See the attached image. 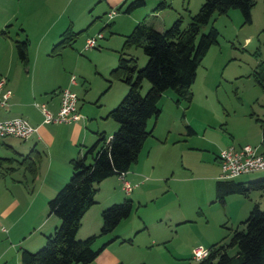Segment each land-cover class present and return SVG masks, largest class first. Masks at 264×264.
I'll list each match as a JSON object with an SVG mask.
<instances>
[{"label":"rangeland","instance_id":"obj_1","mask_svg":"<svg viewBox=\"0 0 264 264\" xmlns=\"http://www.w3.org/2000/svg\"><path fill=\"white\" fill-rule=\"evenodd\" d=\"M129 1L0 0V15L12 14L10 25L6 27L11 38L27 36L29 63L35 64V82L42 78L48 83L54 82V76L66 71L68 77L72 75L76 79V87L70 90L82 99V105L93 110L104 106L110 109L127 88L122 81L109 75L124 35L141 19L157 29H164L180 17L184 26L202 2L145 0L143 6L125 13ZM159 3L165 6L159 8ZM111 11L114 14L109 18L107 14ZM165 15L174 18L159 27L161 17L167 18ZM250 18L249 23H243L238 10L229 9L225 14H213L211 20L200 27L199 34L213 25L218 31L217 43L196 69L189 104L183 100L175 104L170 89L161 93L157 103L160 112L156 119L151 117L147 121V128L153 126L151 137L165 142L155 143L148 160H138L128 175V179H134L131 186L146 179L144 183L133 188L129 195L120 189L116 176L97 184L95 202L79 220L77 239L98 233L100 210L109 204L129 198L132 209L110 233L96 238L94 248L117 236L89 264H183L187 259L194 263L188 249L194 246L206 248L219 240L226 242L235 227L241 228L236 207L242 201L249 203L248 198L229 194L223 203L214 199V181L219 175L218 164L213 160L214 149L198 147L201 141L195 135H186L184 126L189 120L198 130L201 120L208 119L214 124L210 130L213 137L225 135L222 127L237 133L246 125L247 128L258 126L254 118L264 116V91L252 79V71L264 61V0H254ZM68 25L74 32H79L72 47L51 52L57 39L49 42V38H56ZM18 26L24 28L25 33L16 35ZM46 34L49 37L42 39ZM97 35L100 38L96 45L84 50V40ZM4 43L0 39V46ZM124 51L125 55L135 59L137 68L144 65L146 56L140 48L129 47ZM50 83L49 86H55ZM148 85L146 80L141 82V94ZM51 90L44 94L49 95ZM107 121L116 125L111 119ZM111 129L112 126L107 127L105 137ZM259 143L260 137L255 144ZM135 167L138 170L135 171ZM250 174H240L234 180H242ZM61 180L38 179L33 194L38 197L40 188L58 184ZM23 185L26 193L32 191L31 179ZM260 206L264 211V199ZM246 216L240 218L243 220ZM234 250V247L230 248L228 253L232 254Z\"/></svg>","mask_w":264,"mask_h":264},{"label":"trees","instance_id":"obj_2","mask_svg":"<svg viewBox=\"0 0 264 264\" xmlns=\"http://www.w3.org/2000/svg\"><path fill=\"white\" fill-rule=\"evenodd\" d=\"M145 0H130L125 13L144 5ZM160 5V7H159ZM157 7L162 8V3ZM254 0H202L198 10L189 15L183 26L180 17L175 18L163 30H156L145 19L136 22L124 35L117 53L115 65L109 70L111 78L122 81L126 91L119 102L109 109L105 118L116 124L107 137L97 132L95 141L86 147L81 155L69 159L70 175L47 202V211L59 220L53 230L44 235V241L35 251L21 249L19 264H89L117 237L113 236L97 248L93 244L97 237L110 233L132 209L129 198L111 203L100 210V227L96 234L83 239L76 238L79 220L85 210L95 202L97 184L110 176L123 175L137 160L144 140L151 135L147 121L157 118L161 93L170 89L175 102L191 99V85L196 69L209 47L217 43L218 31L210 25L199 34L201 26L207 24L213 14H225L229 9L240 13L243 23H249ZM6 25L0 34L6 33ZM19 31H23L18 27ZM79 32L67 26L52 45L51 52L71 46ZM28 39L13 40V48L19 62L28 61ZM129 47L140 48L146 61L140 68L135 59L125 55ZM252 79L264 91V61H260L252 71ZM146 80L148 88L140 93L141 82ZM261 143L264 145V120L259 119ZM189 130V129H188ZM90 159V160H89ZM20 162L30 174L35 172V160L30 154L21 157ZM264 179L236 181L217 179L214 182V199L223 203L229 194L246 196L252 190H262ZM226 242L221 240L206 247V255L191 263L183 264H264V211L253 203L246 218L239 222ZM124 241V240H122ZM235 248L229 254L228 249ZM191 256V254H190Z\"/></svg>","mask_w":264,"mask_h":264},{"label":"crops","instance_id":"obj_3","mask_svg":"<svg viewBox=\"0 0 264 264\" xmlns=\"http://www.w3.org/2000/svg\"><path fill=\"white\" fill-rule=\"evenodd\" d=\"M152 14L157 16L156 12ZM165 16L167 17L165 20L163 16L161 17L162 20L160 21L159 27H164L165 22L169 23L174 18V16H171V18L168 15ZM11 17L12 14L10 15V12H5L4 16L0 15V30L9 24L12 19ZM18 27L23 31L17 29L16 35L21 32L25 33L24 28L21 26ZM155 29L160 31L163 28ZM5 31V35L0 34V39L5 42L2 45L3 47L0 46V78L5 79L4 86L9 89L10 95L6 104L0 106V120L22 117L30 125L36 127V131L26 139L10 136L0 139V264H17L19 263V251L21 249L32 251L40 247L44 241V235L50 233L58 224L57 217L48 213L46 202L54 195L59 185L69 177V159L81 155L84 149L95 141L97 132L106 133L105 130L107 127L112 126V129L107 131V135L109 136L114 131L113 129L116 128V125L108 123L107 120L109 118H105L109 106H104L103 109L93 110L88 106L82 105V99L79 97H77L76 106L81 115L77 120L68 124L43 123L41 111L36 104H43L49 112L55 113L59 103L58 91L61 88L73 89L77 85L76 79L74 78V82H71L70 77L72 75L68 77L66 71H62L60 76H54V82H49L50 84H55V86H49L48 80L44 78L38 81V83L35 82V64H30L28 59L27 63L23 65L19 62L14 52L13 40L22 38H11L8 33V28ZM61 32L57 34L56 38H49V42H53L55 39L58 40ZM47 37L49 35L46 34L42 39H47ZM212 46L209 47L206 54L210 52ZM69 47H72V45ZM53 87L56 88L53 89ZM49 89H52L50 94H44ZM173 96L174 103L178 104L179 102H175L174 93ZM259 119L264 120V116H256L254 118L258 126L247 128L246 125L245 128L237 133L232 130H225L222 127L225 135H221L220 137H213L211 135L210 130L214 128V124L208 119L201 120L198 130L194 128L188 119L184 127L186 135H195L201 141V145L198 144V147H210L211 151L214 149L213 160L218 164L217 154L219 150L228 145L237 147L247 144L254 147L258 154L264 156V145L261 143ZM151 136H153V126ZM150 137L148 136L147 138ZM259 137L260 143L255 144ZM147 138L144 140L134 164L140 159L147 161L153 145L155 143L165 142L155 137ZM26 154H30L35 160L36 168L34 174L27 172L24 169V165L20 162L21 157ZM134 164L122 176L129 184L134 182L133 178L128 179L129 170ZM134 170L136 171L138 169L135 167ZM26 174H30L29 177ZM249 174L239 181L246 182L255 179H264V170L249 172ZM130 177H132V174ZM116 178L120 181V189L126 195H129L133 188L142 185L144 183L143 181L146 180H137L138 182L132 184L130 191L125 192L122 188V181L117 176ZM28 179H31L32 191L26 193L23 190V187H25L23 184H26ZM38 179L62 180L58 184H49L51 186L40 188L44 193L39 190L38 192L40 193L37 197L33 194V189L35 190V184ZM217 179H221L219 175L215 180ZM244 197L248 198L249 203L242 201L236 207L238 210L236 215L239 217L237 218L239 222L242 221L240 217L247 215L253 203L261 207L260 201L264 199V188L262 190H252ZM191 248L188 249L189 255Z\"/></svg>","mask_w":264,"mask_h":264},{"label":"built area","instance_id":"obj_4","mask_svg":"<svg viewBox=\"0 0 264 264\" xmlns=\"http://www.w3.org/2000/svg\"><path fill=\"white\" fill-rule=\"evenodd\" d=\"M113 11L108 13V17H112ZM96 37H87L84 40V49L93 48L96 45ZM70 81L74 82V77H70ZM5 79L0 78V106H4L10 95L9 89L5 88ZM59 103L55 113L49 112L43 104H36L42 114L43 123H69L77 120L80 114L77 110V96L69 88H61L58 91ZM36 131V127L30 125L22 117H12L0 120V139L10 136L19 139H26ZM217 161L220 168L219 177L221 179H230L240 174L253 171L264 170V156L258 154L254 147L244 144L241 146L228 145L221 148L217 154ZM123 175L118 176L122 181V188L125 192H129L131 185L124 180ZM206 249L201 246H194L191 249V258L198 260L205 256Z\"/></svg>","mask_w":264,"mask_h":264}]
</instances>
